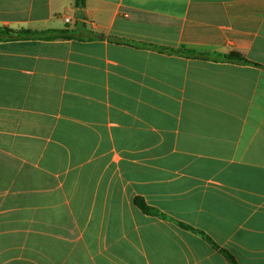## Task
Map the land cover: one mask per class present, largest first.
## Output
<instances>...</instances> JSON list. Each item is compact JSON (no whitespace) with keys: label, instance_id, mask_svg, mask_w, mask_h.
<instances>
[{"label":"crops","instance_id":"0c3cea01","mask_svg":"<svg viewBox=\"0 0 264 264\" xmlns=\"http://www.w3.org/2000/svg\"><path fill=\"white\" fill-rule=\"evenodd\" d=\"M0 27L75 35L0 42V264H230L199 232L264 264V0H0Z\"/></svg>","mask_w":264,"mask_h":264},{"label":"trees","instance_id":"16d2710c","mask_svg":"<svg viewBox=\"0 0 264 264\" xmlns=\"http://www.w3.org/2000/svg\"><path fill=\"white\" fill-rule=\"evenodd\" d=\"M86 5V0H75V7L77 9H82ZM74 31L65 28L62 30L59 29H51V30H42V31H34V30H26V29H20V30H14L7 27H0V42L1 41H22V40H44V41H56V40H71L74 39ZM160 52H165L168 54H181L186 55L189 57L194 58H213V59H225L233 62H238L240 64H248L250 63L249 60H247L242 54L239 52H231L228 55H215L211 53H201V54H187L185 50H168V49H159ZM135 205L144 213L147 215L152 216H159L166 218L167 216L160 211L156 210L155 208L149 206L147 202L141 198L136 197ZM180 226L183 228L192 229L191 227L180 223ZM205 240H207L216 250H218L220 253H222L230 262V264H238L236 259L228 252L226 249L220 248L215 242L211 240V238L207 235H205L203 232H199Z\"/></svg>","mask_w":264,"mask_h":264},{"label":"built area","instance_id":"2783aa9c","mask_svg":"<svg viewBox=\"0 0 264 264\" xmlns=\"http://www.w3.org/2000/svg\"><path fill=\"white\" fill-rule=\"evenodd\" d=\"M66 20L69 22V19L68 18Z\"/></svg>","mask_w":264,"mask_h":264}]
</instances>
